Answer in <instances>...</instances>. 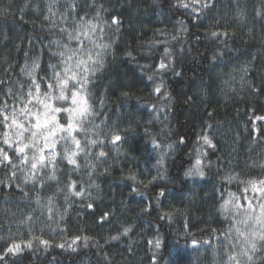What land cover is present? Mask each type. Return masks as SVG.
<instances>
[{
	"label": "trees",
	"instance_id": "obj_1",
	"mask_svg": "<svg viewBox=\"0 0 264 264\" xmlns=\"http://www.w3.org/2000/svg\"><path fill=\"white\" fill-rule=\"evenodd\" d=\"M94 2L103 5L104 20L120 21L100 34L98 42L111 47L93 78L97 115L86 125L91 139L97 138L98 126L105 144L93 147L87 160L80 155L79 170L61 161L59 183L50 181L43 188L22 184L19 173L9 179V170L0 167V252L5 241L31 240L32 247L10 255L7 264H223L220 245L232 221L220 212L221 195H241L243 186L222 178L264 176L252 167L264 163V131L259 130L264 121L255 120L264 116V0H213L215 6L195 20L176 6L177 0H77L80 14L94 16L87 7ZM48 3L0 0V80L11 79L13 87L28 82L21 73L26 63L37 61L34 75L44 76L57 62L51 53L62 35L44 20ZM211 31H227V47L211 38ZM162 59L171 66L157 73ZM157 85L160 93L154 91ZM113 133L123 137L115 145ZM205 133L214 148L198 141ZM153 139L160 148L153 147ZM197 148L206 153L205 177L187 179L184 172ZM101 150L106 157L98 159ZM89 164L96 165L91 181ZM133 174L135 182L129 179ZM71 181L76 191L83 186L90 195L65 200ZM160 191L164 195L158 197ZM49 196H54L52 205ZM105 213L107 219L101 220ZM28 215L33 222L22 224ZM125 227L131 229L127 235L109 239Z\"/></svg>",
	"mask_w": 264,
	"mask_h": 264
},
{
	"label": "snow or ice",
	"instance_id": "obj_2",
	"mask_svg": "<svg viewBox=\"0 0 264 264\" xmlns=\"http://www.w3.org/2000/svg\"><path fill=\"white\" fill-rule=\"evenodd\" d=\"M29 6L25 4V7ZM176 6L189 11L195 20L201 13L215 5L213 0H177ZM87 7L89 10H95V15L91 18L88 12L80 14L82 9L77 0H64L62 5L60 0H49L48 14L44 16V20L49 21L51 27H58L62 35V40L54 42L57 50L51 53L57 62L48 65L44 76L34 75L36 69L40 68L37 61L34 60L31 65L26 63L21 73L27 75L28 82L20 83L18 88L12 86L11 79L0 80V90H2L0 91V167L9 170V179L16 178L19 173L23 176L22 184L31 183L34 188L46 187L50 181L59 183L57 172L61 161H67L68 165L79 170L80 164L77 158L83 155L87 160L93 147L102 148L105 144V140L99 139L103 133L98 126H94L97 129L95 133L97 138L91 139L89 133L92 129L86 125L91 124L92 118L97 115L91 91L94 84L93 78L104 67V57L111 47L110 43L98 42L102 38L100 34L106 27L112 25L118 27L120 21L117 17H113L111 22L104 20L101 16V13L105 11L102 4L97 7L94 2ZM4 11L7 13V9ZM180 23L183 26V21ZM218 25L219 21H217ZM210 37L227 47L229 38L227 31H211ZM128 55L130 56L131 53ZM169 55L166 48L165 56ZM213 59H216V55H213ZM170 66V61L165 63L162 59L156 71L159 73L162 70H168ZM9 71H11V65L5 69V73ZM175 75L179 76L181 73L176 72ZM148 79L152 80L153 76H149ZM154 91L160 93L161 85H157ZM253 91L257 90L253 89ZM100 103L103 104V98ZM255 120L264 121V116H255ZM259 130L264 131V128ZM253 131H258L254 122ZM80 136L84 139L78 138ZM122 139L121 135L113 133L110 142L115 145ZM198 141H202L210 148L215 147L207 133L199 136ZM178 142L183 144L184 137H181ZM152 144L154 148L161 147L155 139L152 140ZM167 147L171 149L173 146L169 144ZM204 156L206 153L197 148L196 159L184 172L185 178L205 177L204 168L207 165L202 159ZM105 157L106 153L103 150L97 154L98 159ZM162 159L163 157L158 163L162 164ZM86 166L89 167L88 177L91 181L96 165ZM252 167H259L264 172V163L257 165L254 162ZM129 179L135 182L137 177L133 174L129 176ZM156 179L157 177L152 178L153 181ZM222 180L228 184L237 182L243 186L242 193L252 194L251 196L237 195L229 191L227 199L223 198V193L221 195L223 200L220 205L221 214H230L233 217L231 228L224 234L226 243L220 245L225 257L223 264H257V262L264 264V255H262L264 254V176L241 179L239 174H231L223 177ZM0 183L3 182L0 181ZM92 183L94 182H91L89 187ZM17 187L23 191L19 184ZM76 187L75 181L67 184L68 192L65 200L68 199V195L80 198L90 195L85 187L80 186L79 191L75 190ZM57 191L62 189L57 188ZM131 191L137 192L138 189L133 187ZM27 195L28 193L25 192V196ZM163 195L164 191L158 193V197ZM53 200L54 196H49L48 205H52ZM39 202L38 199L37 203ZM157 203H159L158 200ZM87 207L92 208L93 205L89 203ZM145 211L148 209L146 208ZM48 212H53L51 206L48 207ZM108 215L105 213L101 220H106ZM163 218L164 216H161V219ZM32 222V215H28L24 221H21L22 224ZM130 230L125 227L122 233L109 239L118 240L120 235H127ZM79 239L80 237L74 238L72 243L75 244ZM40 243L48 245L46 240H40ZM5 244L3 251L0 252V264H7L10 255H16L24 248L32 247L31 240L20 242L10 240L5 241ZM85 246H87V238H85ZM155 246L157 248L160 246L159 241Z\"/></svg>",
	"mask_w": 264,
	"mask_h": 264
},
{
	"label": "rangeland",
	"instance_id": "obj_3",
	"mask_svg": "<svg viewBox=\"0 0 264 264\" xmlns=\"http://www.w3.org/2000/svg\"><path fill=\"white\" fill-rule=\"evenodd\" d=\"M241 195H242V194H241ZM243 195L251 196L252 194H251V193H243ZM225 199H227V197H226ZM241 202L244 203L245 201H241ZM226 215H227V217L230 218L231 221H232L233 217H232L230 214H226Z\"/></svg>",
	"mask_w": 264,
	"mask_h": 264
}]
</instances>
